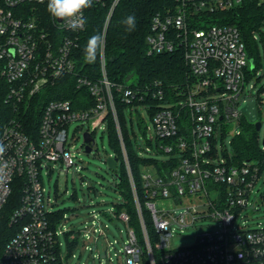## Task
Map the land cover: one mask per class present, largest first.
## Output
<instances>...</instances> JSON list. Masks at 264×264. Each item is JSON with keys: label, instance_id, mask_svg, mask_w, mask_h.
I'll return each mask as SVG.
<instances>
[{"label": "built area", "instance_id": "2783aa9c", "mask_svg": "<svg viewBox=\"0 0 264 264\" xmlns=\"http://www.w3.org/2000/svg\"><path fill=\"white\" fill-rule=\"evenodd\" d=\"M119 1L113 0L106 18L105 44L107 28ZM177 1L182 4L176 12L154 17L152 33L147 38L148 52L160 54L184 49L195 82L185 101L155 111L152 117L155 136L149 141L155 155L180 152L181 159L166 177L149 169L144 171V204L132 177L142 239L133 228H128L121 241L109 242L106 256L110 264L114 257L118 264H157L155 254L159 255L160 264H264V226L258 224L257 228L250 229L247 215L243 213L250 207L258 209L253 194L259 182L264 183V171L249 161L240 166L230 165L225 156L220 158L218 152L213 153L214 146L218 150V143L214 145L218 127L225 128L224 124L229 125L242 116L239 103L251 60L236 27L214 24L196 29L189 21V14L192 16L196 11L228 9L241 0ZM47 3L48 0H0V62L2 76L11 85L8 101L21 104L59 78L71 75L77 77L79 88L89 90L95 106L77 110L69 99L51 101L43 111L37 135L27 134L17 119L0 135V144L5 148L0 153V213L15 182L19 178L25 181L21 205L12 216L17 230L8 241L0 264H68L76 257L73 252L82 232H70L65 226L59 230L62 219L54 215V203L46 196L42 176L44 170H51L53 163L60 162L67 169L75 165L68 147L71 124H88L86 132L94 141L84 140L82 148L87 145L93 148L95 132L102 126L107 131L108 117L112 115L128 165L114 89L123 91L127 103H133L137 96L133 90H123L109 81L105 49L101 54L102 77L98 81L78 72L74 52L86 29L88 9L84 10L83 23L75 29L55 19V29L63 33L58 36L36 17L26 16L24 10L28 4ZM107 3L108 0H93V4ZM152 92L154 98L164 99L162 89ZM259 101L264 111V90L259 92ZM182 117L189 120V128ZM146 150L151 152L150 148ZM115 211L113 206L105 212L109 221L129 222L127 213L118 215ZM146 212L152 231L147 226ZM99 217L94 211L92 228L98 235L96 239L104 235ZM188 219L191 223L209 219L214 225L198 235L195 243L172 248L171 239L179 229L183 232L190 226ZM63 234L68 237L69 248H74L66 258L61 255L59 242ZM120 242L123 245L118 249L116 245ZM95 258L101 260L99 254L93 255Z\"/></svg>", "mask_w": 264, "mask_h": 264}, {"label": "trees", "instance_id": "16d2710c", "mask_svg": "<svg viewBox=\"0 0 264 264\" xmlns=\"http://www.w3.org/2000/svg\"><path fill=\"white\" fill-rule=\"evenodd\" d=\"M113 0H108L105 5L93 4L87 10L86 29L82 33L80 44L74 52V58L78 72L93 81L102 77L101 55L94 63H86L83 59V49L90 36L102 33L107 15ZM182 2L177 0H120L116 5L106 33L105 55L106 71L111 83L124 89H131L137 98L127 103L123 97V91L114 89L115 105L118 120L127 151L128 165L124 157L120 138L116 129L115 120L112 115L108 117V135L110 144L118 159L117 169L114 170L117 183L115 191L119 192L122 201L114 203L116 213L121 215L127 213L128 223H121L128 228H133L142 239V233L136 211L132 177L139 193L142 204L145 202V188L142 174L149 169L160 177H166L175 168L180 157V152L169 155L167 159L156 157H140L132 143L128 128V119L132 124L133 110L137 111L139 106H144L151 118L155 111L163 106H174L186 100L188 92L195 82L185 58V51L176 48L173 52L160 54H149L147 38L152 33L153 19L157 14H168L177 11ZM192 6V5H191ZM26 16L36 17L48 31H54L58 36L63 33L55 29V18L47 11V5L28 4L24 7ZM193 12V9L190 10ZM129 15L136 18V27L132 32L126 31L122 21ZM190 15V23L196 29H204L210 25H227L236 27L245 44L250 60L254 67L247 69L248 82L250 78L262 67L257 34H261L264 40V0H241V3L231 8L217 9L214 12L208 10L196 11ZM3 64L0 62V135L12 120H20L23 129L29 135H37L41 117L47 104L55 100H71L77 110H88L95 106V99L87 88H79L77 77L67 75L59 78L53 84H49L39 93L27 98L21 104L15 105L8 101L11 85L2 76ZM162 89L164 99L153 97L152 91ZM264 90V86L260 91ZM142 98V99H141ZM241 121V132L234 137L232 154L225 151L224 156L230 165H243L245 162H253L264 171V147L260 138V132L256 125L248 123L243 115ZM189 128V120L182 117ZM142 127L143 121L139 120ZM226 128V127H225ZM224 128V129H225ZM143 132L146 128L143 127ZM168 142V141H167ZM217 141H214V145ZM218 150L214 146L213 153ZM151 168V169H150ZM25 181L19 178L13 186V191L6 205L0 213V261L8 241L15 235L16 223H12L14 211L21 205L23 186ZM62 212H55L59 220ZM147 226L152 231V222L146 212ZM156 262L159 263V255L155 254Z\"/></svg>", "mask_w": 264, "mask_h": 264}, {"label": "rangeland", "instance_id": "374dc122", "mask_svg": "<svg viewBox=\"0 0 264 264\" xmlns=\"http://www.w3.org/2000/svg\"><path fill=\"white\" fill-rule=\"evenodd\" d=\"M264 33V29H263ZM258 46L260 56L262 58V67L257 70L252 78L246 83L245 90L242 93L239 103V111L248 123L257 124L262 123V130L260 131L261 140L264 138V111L259 101V91L264 86V40L261 34H257ZM139 120L143 121L141 127ZM218 127L217 143L218 154L220 158L224 157L225 151L232 154L234 137L241 132L242 124L238 119L231 123L224 124ZM143 127L146 132H143ZM128 128L131 134L132 143L136 153L140 157H156L160 159H167L169 155L159 154L155 155L152 151L150 137L155 136V126L147 109L139 106L138 110H133L132 124L128 119ZM88 129V124L73 123L69 127V142L68 147H71L75 165L67 169L60 162L53 163L51 170H44L42 173L43 182L46 189V196L53 201L52 209L55 212H62L60 219L59 230L65 229L70 232H82L77 246L69 248L68 237L63 234L59 237L61 243V255L66 258L68 254L74 249L73 254L76 257L71 258L68 264H77L84 262L85 264H110L106 253L109 249V242L115 239L125 238L126 227L119 222H111L108 220L106 211H110L114 203L122 201L119 192L115 191L114 185L117 183L114 170L110 169L107 163L109 157H115V151L110 144L108 131L104 130L103 126L99 128L95 134V144L91 153H86L82 148L84 143V133ZM150 148L151 152L146 149ZM151 169V168H150ZM253 201L255 208H248L243 213L247 215L250 229L257 228L258 224L264 226V183L259 182L255 194H253ZM182 209H177L181 211ZM98 212L104 231V235L96 239L98 235L93 233L92 220L93 213ZM190 226L180 229L171 239V247L179 248L195 243L198 235L211 228L214 224L209 219L197 220L191 223ZM107 225V227H106ZM87 233V235H86ZM123 245L120 242L116 245L119 249ZM87 247V248H86ZM98 255L101 258L93 259V255ZM113 256V253H111ZM113 264H118L117 258L114 257Z\"/></svg>", "mask_w": 264, "mask_h": 264}, {"label": "clouds", "instance_id": "9594fccd", "mask_svg": "<svg viewBox=\"0 0 264 264\" xmlns=\"http://www.w3.org/2000/svg\"><path fill=\"white\" fill-rule=\"evenodd\" d=\"M93 5V0H48L47 11L50 15L67 23L75 29L78 24L83 23L84 10ZM122 23L126 26V31L132 32L136 27V18L133 15L127 16ZM105 38L102 33H97L89 37L83 49V59L86 63H94L97 57L104 53ZM5 150L0 144V153Z\"/></svg>", "mask_w": 264, "mask_h": 264}, {"label": "water", "instance_id": "95a60500", "mask_svg": "<svg viewBox=\"0 0 264 264\" xmlns=\"http://www.w3.org/2000/svg\"><path fill=\"white\" fill-rule=\"evenodd\" d=\"M57 20L59 22H61V20H59V19H57ZM250 63H251V66L254 67L253 60H251ZM261 127H262V123L261 122H259V123L256 124V128H257V131L258 132H260ZM84 140L87 143H90V142L93 143L94 138L91 136L90 133L86 132V133H84ZM262 146H264V138L262 139ZM85 151H86V153H91L93 151L92 146L87 145L86 148H85ZM107 163H108V166H109L110 169L116 170L117 169V166H118V159L113 158V157H109L107 159Z\"/></svg>", "mask_w": 264, "mask_h": 264}]
</instances>
